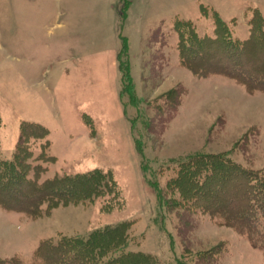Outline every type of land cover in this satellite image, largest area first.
Returning a JSON list of instances; mask_svg holds the SVG:
<instances>
[{
  "label": "rangeland",
  "instance_id": "1",
  "mask_svg": "<svg viewBox=\"0 0 264 264\" xmlns=\"http://www.w3.org/2000/svg\"><path fill=\"white\" fill-rule=\"evenodd\" d=\"M218 20L239 41L258 35L264 0H0V156L30 122L47 134L28 137L26 160L43 168L28 176L110 178L35 215L0 205V264H40L42 240L116 224L124 251L158 264H264L263 250L172 183L194 154L264 171V91L180 59L177 26L214 37Z\"/></svg>",
  "mask_w": 264,
  "mask_h": 264
},
{
  "label": "trees",
  "instance_id": "2",
  "mask_svg": "<svg viewBox=\"0 0 264 264\" xmlns=\"http://www.w3.org/2000/svg\"><path fill=\"white\" fill-rule=\"evenodd\" d=\"M217 28L219 33L223 31L222 35L199 37L188 26L185 31L179 24L181 62L196 75L224 74L245 84L250 91H264V31L239 41L221 20L217 21ZM126 80H130L128 73ZM123 85L126 90L125 82ZM46 134L43 126L22 122L12 157L0 156V205L4 208L35 215L43 203L53 206L60 200L88 197L109 184L108 174L98 170L54 176L40 183L28 176L30 170L35 175L43 169L41 164L26 160L31 154L26 146L28 137L45 138ZM43 144L48 145L47 139ZM41 154L53 159L43 149ZM176 169L172 183L182 198L220 215L221 224L244 234L253 247L264 251V171L242 168L223 155L200 154L179 161ZM127 240L125 224H116L83 236L42 240L34 258L40 264H158L150 254L124 251ZM8 262L21 264L19 259Z\"/></svg>",
  "mask_w": 264,
  "mask_h": 264
}]
</instances>
